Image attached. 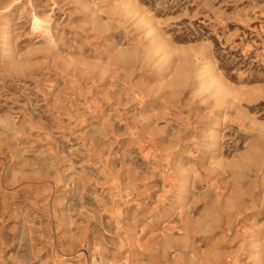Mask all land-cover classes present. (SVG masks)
Masks as SVG:
<instances>
[{"label":"rangeland","instance_id":"rangeland-1","mask_svg":"<svg viewBox=\"0 0 264 264\" xmlns=\"http://www.w3.org/2000/svg\"><path fill=\"white\" fill-rule=\"evenodd\" d=\"M0 264H264V0H0Z\"/></svg>","mask_w":264,"mask_h":264},{"label":"bare ground","instance_id":"bare-ground-1","mask_svg":"<svg viewBox=\"0 0 264 264\" xmlns=\"http://www.w3.org/2000/svg\"><path fill=\"white\" fill-rule=\"evenodd\" d=\"M17 1V0H16ZM17 3V2H16ZM18 6V5H17ZM22 6V5H21ZM8 23V18L5 20V24H7ZM4 37H6L5 38V41H7V38L9 37V34H8V32L7 33H4ZM218 125H219V122L217 121L215 124H213V128L210 130V132L211 133H214L213 134V140L217 143L219 140V134H218ZM223 134V133H222ZM38 182V181H37ZM186 180L184 181V183H182V184H186ZM185 194V193H184ZM239 194V193H238ZM103 212V211H102ZM187 223V222H186ZM153 235V234H152Z\"/></svg>","mask_w":264,"mask_h":264}]
</instances>
